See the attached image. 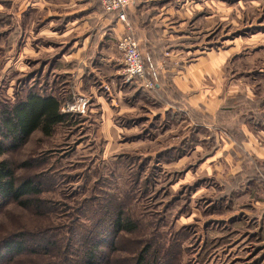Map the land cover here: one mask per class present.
<instances>
[{
  "label": "rangeland",
  "instance_id": "rangeland-1",
  "mask_svg": "<svg viewBox=\"0 0 264 264\" xmlns=\"http://www.w3.org/2000/svg\"><path fill=\"white\" fill-rule=\"evenodd\" d=\"M39 1L0 0V111L35 93L69 117L0 159L38 191L0 205V242L36 249L12 264H264V0H142L177 26L171 50L220 58L209 126L168 82H126L105 37L92 58Z\"/></svg>",
  "mask_w": 264,
  "mask_h": 264
},
{
  "label": "crops",
  "instance_id": "crops-1",
  "mask_svg": "<svg viewBox=\"0 0 264 264\" xmlns=\"http://www.w3.org/2000/svg\"><path fill=\"white\" fill-rule=\"evenodd\" d=\"M42 1H39V5L41 4L46 9L52 6L53 15H60L64 18L66 31L73 33L74 36L70 39H74L73 43L78 46L80 43L82 49L89 48L88 54L92 58L102 54V51L98 52V46L102 44L104 37L117 50L116 47L125 25L119 21L116 14H106L101 7L100 0H51L49 4H45L47 0ZM142 3L144 4L142 0H132L127 15L132 30L139 40L147 75L161 81L157 85L159 89H163V84L168 82L171 89H175L180 96L177 100L179 109L188 110L194 119L202 125L209 126L215 117L219 116L220 108L224 106L221 103L223 100L219 97L212 98V100L211 97L208 98L210 92L206 90L209 89L208 85L213 83V77L210 74L219 73L220 70V73L224 74L226 71L220 63V58L211 54H200L190 56L191 60H188L185 56H180V52L171 50V42L179 44L183 41L182 36L177 34L179 33L177 26H164L169 21L168 18H161L162 12L152 15L155 11L153 8L148 9L149 18L146 17V11L141 10ZM33 5L31 4L25 10L33 9ZM76 22L78 24H75ZM74 26H84L83 33L76 34L79 27ZM111 29L114 30L115 41L108 38L107 33L112 31ZM88 32L95 38L94 41L89 39ZM96 38H98L97 41ZM166 53L169 55L167 56Z\"/></svg>",
  "mask_w": 264,
  "mask_h": 264
},
{
  "label": "trees",
  "instance_id": "trees-1",
  "mask_svg": "<svg viewBox=\"0 0 264 264\" xmlns=\"http://www.w3.org/2000/svg\"><path fill=\"white\" fill-rule=\"evenodd\" d=\"M68 117L69 115L62 112V101L52 95L30 93L24 102L5 107L0 111V159L6 154L8 147L21 146L36 132L50 136L56 127L67 121ZM33 192L38 191L31 180L28 179L18 185L9 163L0 160V205L9 200L20 202L23 196ZM114 225L120 231H134L133 225L125 222L121 216L114 221ZM21 237L11 236L0 242V264H12L30 252H36L35 246L31 245L28 239ZM87 256L89 261L94 260L93 249L87 252ZM141 263L140 258L139 264Z\"/></svg>",
  "mask_w": 264,
  "mask_h": 264
},
{
  "label": "built area",
  "instance_id": "built-area-1",
  "mask_svg": "<svg viewBox=\"0 0 264 264\" xmlns=\"http://www.w3.org/2000/svg\"><path fill=\"white\" fill-rule=\"evenodd\" d=\"M101 7L106 14H116L119 21L124 23V32L118 42V49L123 58V68L121 75L126 82L144 81L147 87L152 86V82L146 77V67L139 47V40L134 34L128 21V9L132 0H100ZM168 56L169 54L166 53Z\"/></svg>",
  "mask_w": 264,
  "mask_h": 264
}]
</instances>
